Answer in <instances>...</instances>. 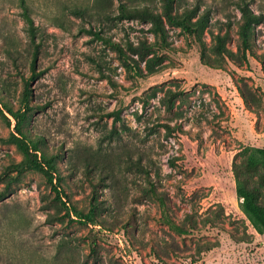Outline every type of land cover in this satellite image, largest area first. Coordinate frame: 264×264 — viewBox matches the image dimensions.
I'll list each match as a JSON object with an SVG mask.
<instances>
[{"label":"rangeland","instance_id":"1","mask_svg":"<svg viewBox=\"0 0 264 264\" xmlns=\"http://www.w3.org/2000/svg\"><path fill=\"white\" fill-rule=\"evenodd\" d=\"M250 146L264 0H0V264H264Z\"/></svg>","mask_w":264,"mask_h":264},{"label":"trees","instance_id":"2","mask_svg":"<svg viewBox=\"0 0 264 264\" xmlns=\"http://www.w3.org/2000/svg\"><path fill=\"white\" fill-rule=\"evenodd\" d=\"M240 9L243 15L249 16V12L247 10V5L240 6ZM95 37L100 38L101 40H106L103 36H100L99 32L93 33ZM35 56L32 59L31 65L32 69L34 68ZM28 87L25 89V94H28ZM116 116L118 112H113ZM167 131L172 134L180 143L181 149L183 152L182 158H176V160H170L172 165H179L181 168H192V167H204V161L201 159L199 155V151L197 149V144L193 141L187 134L182 132V130L178 128H172L168 124H163ZM249 150L248 154V165L255 166L257 164H261L264 169V147L262 146H250L247 148ZM41 167V166H40ZM262 180L264 182V174L262 176ZM237 194L242 199L241 206L242 210L248 218L249 223L253 228H255L258 232L264 234V208L261 207L257 203V198L254 192L251 190L242 188L239 186L237 188ZM174 229L180 232H184L182 228L177 225H173Z\"/></svg>","mask_w":264,"mask_h":264}]
</instances>
